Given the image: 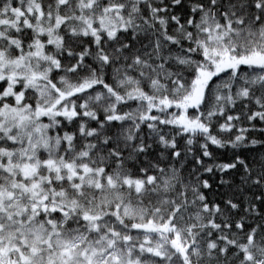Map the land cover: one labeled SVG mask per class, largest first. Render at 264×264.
Wrapping results in <instances>:
<instances>
[{"label": "snow or ice", "instance_id": "obj_1", "mask_svg": "<svg viewBox=\"0 0 264 264\" xmlns=\"http://www.w3.org/2000/svg\"><path fill=\"white\" fill-rule=\"evenodd\" d=\"M0 264H264V0H0Z\"/></svg>", "mask_w": 264, "mask_h": 264}, {"label": "trees", "instance_id": "obj_2", "mask_svg": "<svg viewBox=\"0 0 264 264\" xmlns=\"http://www.w3.org/2000/svg\"><path fill=\"white\" fill-rule=\"evenodd\" d=\"M219 151L223 152L224 150H219ZM190 164H191V162H190ZM190 164H189V166H190ZM205 175L208 176L209 174H205ZM216 187H217V185H216V183L214 182V183H213V189H216ZM208 195H209V198L211 199V198H212V193L209 192Z\"/></svg>", "mask_w": 264, "mask_h": 264}]
</instances>
